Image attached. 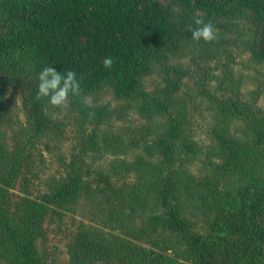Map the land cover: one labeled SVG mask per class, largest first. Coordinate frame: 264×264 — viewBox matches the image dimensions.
Listing matches in <instances>:
<instances>
[{"label": "trees", "instance_id": "trees-1", "mask_svg": "<svg viewBox=\"0 0 264 264\" xmlns=\"http://www.w3.org/2000/svg\"><path fill=\"white\" fill-rule=\"evenodd\" d=\"M173 1L181 9L208 15L249 16L256 23L255 55L264 58V0ZM175 33L171 8L158 0H0V73L17 74L27 64L38 74L47 66L61 75L71 70L77 73L81 93L69 95L79 98L108 84L117 97L140 100L138 110L145 117L162 116L170 111L169 105L140 90V82ZM186 34L192 38L190 28ZM106 57L114 60L111 69L103 66ZM241 105L236 98L221 104L229 117L213 129L225 172L198 182L162 176L166 169L175 175L185 173L174 168L180 151L189 147L178 117L162 138V157L126 164L137 177L130 187L108 197L109 204L124 207L111 216L134 236L138 228L130 230L135 224L131 222L138 218L147 221L151 231L161 228L152 233L155 246L122 234L104 238L102 232L83 225L70 245L71 264H264V117L244 114ZM240 117L246 124L236 135L230 127ZM3 145L0 160L8 166L10 154ZM16 174L13 169L0 181V259L6 264H47L38 250L42 222L53 204L77 207L87 182L83 172L74 169L50 195L23 199L11 211L2 197ZM186 193L194 197V208L212 213L205 236L181 215L180 206L192 205L190 201L173 205V197ZM111 198L119 202L111 203Z\"/></svg>", "mask_w": 264, "mask_h": 264}, {"label": "rangeland", "instance_id": "rangeland-1", "mask_svg": "<svg viewBox=\"0 0 264 264\" xmlns=\"http://www.w3.org/2000/svg\"><path fill=\"white\" fill-rule=\"evenodd\" d=\"M158 1L171 8L176 33L163 54L152 61L150 72L141 77L140 90L169 105L170 111L162 116L145 117L138 110L140 100L119 98L108 84L79 98L69 95L68 103L56 108L47 97L37 99L39 74L30 64L17 74L0 73V143L11 159L8 166L0 160V181L17 169L2 197L3 205L13 211L23 199H44L66 183L74 169H80L87 182L77 207L53 204L42 222L38 250L47 264H71L70 245L83 225L102 232L104 238L122 234L153 247L152 233H160L161 228L151 231L147 221L138 218L130 227L138 228L136 235H130L128 227L118 226L111 216L124 207L108 200L112 192L135 182L136 173L125 169L127 163L163 156L161 141L173 118L180 119L188 138V150L180 151L181 159L174 165L185 173L175 175L166 169L161 174L168 181L188 177L198 182L206 175L225 172L213 130L229 117L221 104L236 98L244 114L264 117V58L256 57L252 41L256 23L249 16L208 15L181 9L173 0ZM196 17L214 25L216 39L211 43L187 36V29L196 26ZM245 121L234 119L232 132L240 134ZM149 194L157 196L152 190ZM177 197L173 205L190 201L192 205L180 206L181 215L205 236L212 213L194 208L189 193ZM111 199V203L119 202ZM0 264L6 262L0 259Z\"/></svg>", "mask_w": 264, "mask_h": 264}, {"label": "clouds", "instance_id": "clouds-1", "mask_svg": "<svg viewBox=\"0 0 264 264\" xmlns=\"http://www.w3.org/2000/svg\"><path fill=\"white\" fill-rule=\"evenodd\" d=\"M194 24L196 27L190 28L193 40L211 43L216 39V29L211 21L205 22L202 18L196 17ZM102 63L106 69H111L114 60L106 57ZM38 80L37 99L47 97L48 103L56 108H62L68 103L70 93L72 95L81 93L77 73L71 70L61 75L54 67L47 66L39 73Z\"/></svg>", "mask_w": 264, "mask_h": 264}]
</instances>
